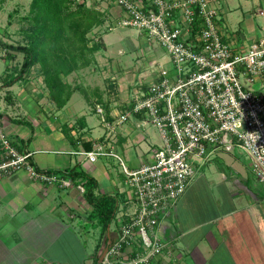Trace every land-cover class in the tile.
<instances>
[{
	"label": "built area",
	"instance_id": "2783aa9c",
	"mask_svg": "<svg viewBox=\"0 0 264 264\" xmlns=\"http://www.w3.org/2000/svg\"><path fill=\"white\" fill-rule=\"evenodd\" d=\"M108 2L121 8L116 25L136 28L146 48L161 47L174 72L155 61L151 69L138 70L127 87L128 105L115 113L98 103L103 134L91 149L74 151L92 162L117 159L123 176L111 243L98 264H177L174 244L161 235L160 225L176 209L199 165L218 149H239L264 185V93L241 79L264 78V36L245 51L234 49L224 39L228 22L222 0ZM2 115L0 110V179L24 168L46 184L74 185L70 178L38 168L32 153L8 137ZM136 115L157 128L160 141L150 148V162L132 168L117 144L121 126Z\"/></svg>",
	"mask_w": 264,
	"mask_h": 264
},
{
	"label": "crops",
	"instance_id": "0c3cea01",
	"mask_svg": "<svg viewBox=\"0 0 264 264\" xmlns=\"http://www.w3.org/2000/svg\"><path fill=\"white\" fill-rule=\"evenodd\" d=\"M221 4L228 22L224 39L234 49L245 51L264 36V0H222ZM12 72L8 65L6 75ZM6 75L0 80V107L8 137L32 153L38 168L65 172L76 166L98 180V192L121 198L123 176L112 158L92 162L74 153L86 149L88 141L93 146L103 134L101 127V133L93 136L96 128L90 127L86 114L89 109L97 115L98 102L86 98L67 104L61 120L49 98L44 105L31 87L5 86ZM241 79L246 87L264 93V78ZM41 90L48 95L43 86ZM118 97L105 105L108 112L117 113L128 105L127 96ZM159 141L157 128L141 123L136 115L121 126L117 149L135 168L152 160L150 148ZM242 155L246 156L239 149L216 150L198 166L201 175L197 172L176 209L161 222V235L174 244L175 263L264 264V185L250 159ZM79 185H49L32 179L24 168L1 178L0 264H96L104 235H94L100 225L90 217L92 207Z\"/></svg>",
	"mask_w": 264,
	"mask_h": 264
},
{
	"label": "trees",
	"instance_id": "16d2710c",
	"mask_svg": "<svg viewBox=\"0 0 264 264\" xmlns=\"http://www.w3.org/2000/svg\"><path fill=\"white\" fill-rule=\"evenodd\" d=\"M3 1L0 0V5ZM101 2L95 0L89 5L87 0H31L28 14L22 17L29 24L25 29L26 43L14 46L0 42V47L4 46L9 54L17 51L24 55L20 73L17 76L6 75L5 86H11L25 78L33 67L39 66L38 70L49 95L60 106L66 104L77 87H73L65 78L95 63L96 52L105 47L102 39L96 41L89 36L95 27H102L109 19L110 5L102 10ZM90 42L93 43L90 45ZM10 55L16 57L14 54ZM112 84L115 93L118 89L116 82L112 81ZM97 102L104 107L109 103ZM68 131L66 130V134L70 136ZM85 148L91 149L92 142H86ZM46 171L61 174L75 184L84 186L85 199L92 207L90 217L101 226L104 235V242L95 261L98 264L101 251L107 245L108 230L118 212L119 195L98 192V180L76 166L65 172Z\"/></svg>",
	"mask_w": 264,
	"mask_h": 264
},
{
	"label": "rangeland",
	"instance_id": "374dc122",
	"mask_svg": "<svg viewBox=\"0 0 264 264\" xmlns=\"http://www.w3.org/2000/svg\"><path fill=\"white\" fill-rule=\"evenodd\" d=\"M82 1L83 0H80V2ZM101 1L100 7L102 10H105L110 4L108 0ZM30 2L31 0H4L1 3L0 42L12 44L14 46L26 43L27 39L25 37V29L28 28L29 24L27 21L23 20L22 17L28 14ZM94 2L95 0H87L89 5ZM109 10L110 16L106 23L102 27H95L89 34V36L96 41H98V39H102L105 43V47L96 52L95 63H92V65L88 67L79 69L65 78L70 84H72L73 87H77L74 95L67 101L66 104L60 106L57 101L52 99L49 95L50 93L48 88L43 85L44 83L40 82L39 78L42 75H40L41 73L38 70L39 66L33 67L32 70H30L29 75L25 77L26 79L23 78L16 82L13 89L19 90L23 87L29 89L31 87L30 90L33 89L32 93L38 96L44 105L47 103L46 98H49L48 101L51 103L50 105L52 106L53 113H58L60 119L63 120V113L66 110V105L69 104L70 106L72 102L76 103L79 100H81V102H85V99L89 98L96 102L101 101L108 103L117 101V95L120 96L118 97L120 100L123 97L126 98L128 92L127 87L129 85L131 86L130 83L134 79L137 71L145 67L147 69H151L150 64L153 61L170 69L171 73L174 72L172 69L173 64L169 60V56L161 47L156 45L153 46V44H151V48H146V42L142 37H140L139 31L136 28L120 27L119 25H116L117 22L115 24V21L119 18L118 15H120V12L117 11L115 7H110ZM110 27H113V29H110ZM92 43L93 42H90V45ZM3 47L4 46L0 47V52H3L5 49V47ZM10 54H14L16 57L11 56ZM10 54L6 51L5 55H0V80L3 79L4 75H6L8 65H11L13 68V72L11 73L13 76H17L20 73L19 68L24 60L23 53L15 51ZM114 80L116 81V89L118 88L115 93L114 85L112 84V81ZM42 86L46 89L48 95L41 90ZM90 105L92 106V104ZM76 107L79 106L76 105ZM70 109L72 108L70 107ZM0 110H2L1 107ZM86 114L90 127L96 128L93 132V136L96 137L101 133L102 125L100 123V117L97 115L94 116L89 109H87ZM118 150L121 154L120 148ZM242 156L243 159L247 157L244 155ZM113 160L116 162L119 171H121L119 161L115 158ZM126 162L130 165L127 159ZM198 175H201V170L198 171ZM114 226L115 222L113 223L112 221L110 226L111 231L114 229ZM100 233H102L101 226L98 231H95L94 235L97 236Z\"/></svg>",
	"mask_w": 264,
	"mask_h": 264
},
{
	"label": "water",
	"instance_id": "95a60500",
	"mask_svg": "<svg viewBox=\"0 0 264 264\" xmlns=\"http://www.w3.org/2000/svg\"><path fill=\"white\" fill-rule=\"evenodd\" d=\"M108 241H107V245H106V247L104 248V250H103V252H102V254L100 255V261L103 259V257H104V255L106 254V252H107V250H108V247H109V245H110V243H111V236H110V230H108Z\"/></svg>",
	"mask_w": 264,
	"mask_h": 264
},
{
	"label": "clouds",
	"instance_id": "9594fccd",
	"mask_svg": "<svg viewBox=\"0 0 264 264\" xmlns=\"http://www.w3.org/2000/svg\"><path fill=\"white\" fill-rule=\"evenodd\" d=\"M100 261V260H99Z\"/></svg>",
	"mask_w": 264,
	"mask_h": 264
}]
</instances>
